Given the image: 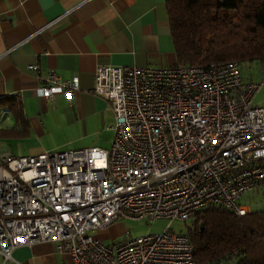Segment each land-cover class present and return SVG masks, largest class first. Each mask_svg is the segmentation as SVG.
I'll return each mask as SVG.
<instances>
[{
  "label": "built area",
  "instance_id": "obj_1",
  "mask_svg": "<svg viewBox=\"0 0 264 264\" xmlns=\"http://www.w3.org/2000/svg\"><path fill=\"white\" fill-rule=\"evenodd\" d=\"M77 89V78L50 75L35 93L70 102ZM259 89L237 62L97 66L92 92L114 121L108 150L0 152V264H20L15 249L43 242L55 243L68 264H196L189 236L170 223L192 222L210 207L250 213L241 200L264 183ZM119 220L169 225L113 244L97 237Z\"/></svg>",
  "mask_w": 264,
  "mask_h": 264
},
{
  "label": "crops",
  "instance_id": "obj_2",
  "mask_svg": "<svg viewBox=\"0 0 264 264\" xmlns=\"http://www.w3.org/2000/svg\"><path fill=\"white\" fill-rule=\"evenodd\" d=\"M30 65L38 70L29 71ZM101 65H177L165 0H0V99L17 98L28 126L26 135L1 137L0 152L7 140H44L52 126L78 129L92 138L105 129L111 131L114 121L107 102L92 92L94 71ZM50 75L63 81L77 78L78 89L70 102L63 94L53 100L37 97L35 88ZM0 129L20 132L25 127L5 110ZM57 147L42 144L30 156ZM109 229L97 237L105 240ZM11 257L20 264L70 262L52 242L17 248Z\"/></svg>",
  "mask_w": 264,
  "mask_h": 264
},
{
  "label": "trees",
  "instance_id": "obj_3",
  "mask_svg": "<svg viewBox=\"0 0 264 264\" xmlns=\"http://www.w3.org/2000/svg\"><path fill=\"white\" fill-rule=\"evenodd\" d=\"M165 9L177 65H264V0H165ZM5 110L25 130L0 129V138L28 134L17 98L0 99V114ZM185 234L196 264H264V210L237 216L210 207Z\"/></svg>",
  "mask_w": 264,
  "mask_h": 264
},
{
  "label": "rangeland",
  "instance_id": "obj_4",
  "mask_svg": "<svg viewBox=\"0 0 264 264\" xmlns=\"http://www.w3.org/2000/svg\"><path fill=\"white\" fill-rule=\"evenodd\" d=\"M240 73L244 81H251L260 84V89L255 96V104L264 106V65L258 62L243 64L240 67ZM111 122V121H110ZM83 132L78 129H71L61 126H52L50 134L43 139L35 138L32 141L26 140H7L3 142L1 151L15 157L34 155L42 144L57 145L51 151H69L76 149H86L89 147H101L108 150L112 141L113 132L105 129L93 136H83ZM99 141L96 145L92 141ZM91 145V146H90ZM241 203L249 208L251 212L264 210V185L253 191L246 193ZM169 225L168 220L155 221H134L122 220L119 224L110 227L106 234L105 243H118L126 239H135L145 235L160 234ZM192 226V222L174 221L170 223V229L174 233H186L187 229ZM105 234V233H102ZM97 235V234H96ZM221 264H229L224 261Z\"/></svg>",
  "mask_w": 264,
  "mask_h": 264
}]
</instances>
